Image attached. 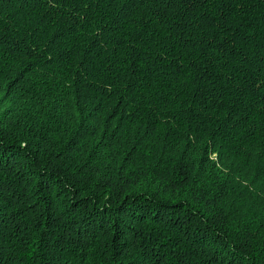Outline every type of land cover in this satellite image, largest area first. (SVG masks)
<instances>
[{
    "label": "trees",
    "instance_id": "1",
    "mask_svg": "<svg viewBox=\"0 0 264 264\" xmlns=\"http://www.w3.org/2000/svg\"><path fill=\"white\" fill-rule=\"evenodd\" d=\"M0 264H264V0H0Z\"/></svg>",
    "mask_w": 264,
    "mask_h": 264
}]
</instances>
